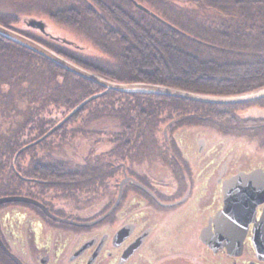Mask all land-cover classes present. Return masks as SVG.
Returning <instances> with one entry per match:
<instances>
[{"label":"trees","instance_id":"1","mask_svg":"<svg viewBox=\"0 0 264 264\" xmlns=\"http://www.w3.org/2000/svg\"><path fill=\"white\" fill-rule=\"evenodd\" d=\"M40 1L45 13L74 25L106 57L90 56L81 46H70V41L48 34L34 37L23 33L12 27V20L0 18V23L106 79L158 83L211 95H235L264 88V0H137L145 2L162 20L140 9L132 0ZM0 63L12 67L1 66V83L19 85L21 96L27 100L25 119L20 123L27 137L21 141L20 135L10 132L0 153V173L6 170L3 189L12 194L26 184L22 180L17 184V174L31 176L34 182L28 181L29 189L36 191H31L32 197L43 200L34 196L40 193L38 184L42 181L38 177L48 184V176H57L54 172L59 169L60 173L63 165L57 159L50 164L43 161L32 172L30 158L23 167L18 164L21 154H26L24 151L18 154L13 168L14 152L24 141L32 142L46 134L84 98L105 88L2 35ZM26 82L29 86L23 85ZM252 104L264 108V97L219 104L107 89L55 127L41 143L51 144L52 138H59L58 142L74 140L77 134L95 132L89 124L97 127L98 119L111 117L119 121L118 143L112 153L119 152L115 155L127 152L126 145L133 147L129 143L132 137H145L151 130L155 136V129L163 122L173 126L201 124L223 134L258 139L264 146V113H240ZM105 122L104 128L109 125V121ZM95 140L83 170L90 179L94 178L90 174L101 168L100 156L95 155Z\"/></svg>","mask_w":264,"mask_h":264},{"label":"flooded vegetation","instance_id":"2","mask_svg":"<svg viewBox=\"0 0 264 264\" xmlns=\"http://www.w3.org/2000/svg\"><path fill=\"white\" fill-rule=\"evenodd\" d=\"M164 128L161 169L118 163L109 200L91 212L62 215L31 196L66 220L17 208L11 222L0 218L1 241L22 264H264V166L224 151L210 127L177 137ZM0 264H18L1 245Z\"/></svg>","mask_w":264,"mask_h":264},{"label":"rangeland","instance_id":"3","mask_svg":"<svg viewBox=\"0 0 264 264\" xmlns=\"http://www.w3.org/2000/svg\"><path fill=\"white\" fill-rule=\"evenodd\" d=\"M139 3L145 6V2ZM42 4L43 3L40 0H0V18L12 20V27L20 30L23 33L32 35L34 37H42L44 34H48L56 38L70 41L72 43V45L69 44L70 46H81L83 48V52L90 56L103 55L104 57H106V54H104L99 49L97 44H95V42L88 38L74 25H67L64 22L59 21L57 18H54L45 13L43 11ZM146 5H148V3ZM29 18L43 20L46 26L45 32L40 31L38 28L28 26L26 24V21ZM1 66L2 68H12L10 66L7 67L5 64L0 65L1 74H4V70H1ZM23 85L29 86L28 82ZM19 88L20 87L17 84L9 86L7 84L1 83L0 81V153L4 151L6 135H10V132L20 135L21 141L24 140L25 137H27L24 135L25 132L23 133L20 126V123L25 119L24 111L26 110L27 100H24L25 97L21 96L20 93L22 91L19 90ZM74 113H72L68 118H70ZM240 113L243 115L263 114L264 108L261 105L252 104L249 106H245L244 109L240 111ZM105 120L109 121V125L105 126L104 128L103 125L106 124ZM97 121V127L96 124H89L91 128L94 127L93 130H95V132L86 134L88 132L87 131L86 133H84V135L77 134L74 140H65V142L61 140L58 142L57 140L59 138H52L51 142L53 143L42 144L41 141L44 140V138L46 137L45 136L43 138H37L32 142H30L29 140L24 141L23 144H21L19 148L14 152L11 158V165L13 168L15 166V161L18 157V154L24 151H26L24 152L26 154H21V158L18 157V164L22 167L25 166V162L26 164L28 163V159L31 154H33V157H35V155H38V164H41V162L43 161L45 162V160L47 159H50V161L52 162L57 159L56 161H58L59 164L63 165V167L60 169V173L59 169L56 170L57 172H54L58 174L57 176H48V184H45L43 182L46 181V179L38 177L40 182L42 181L38 184L40 193L38 192L34 195L41 197L44 201L48 200V202L45 203H48L52 208L59 210L62 215L68 213H81L83 211L82 208H84V211L91 212L93 209L97 210V207L100 208L102 205H98L101 202L109 200V196L111 193L109 194L107 199L103 197L109 193V190H113L112 184L117 178L114 172L115 167L119 165L118 163H132L130 166H134L135 168L144 167L146 169H149L150 171L161 169V165L159 162L160 159H158L159 161L157 162L154 160V158H159V156H161L160 149L163 146V144H161L162 142L164 144H168L169 142H171V140H163V136L165 137V134H167L164 133V129H166L164 127L167 126L169 130L168 137L169 135H174L177 137L178 134L183 136L184 130L189 128H198L203 130L204 132L209 129V127L207 126H173L170 125L172 124L171 122H163L157 127V129H155V136L154 134H152L153 130H151L145 135V137L137 136L136 139L132 137L129 140V143L133 144V147H128V145H126L124 147L129 148L127 152L115 155L119 152L116 151L114 154L112 153L113 148L118 143L119 135L117 131L119 128V121L117 120V118L111 117H108L104 120L98 119ZM171 131H174L172 133L173 135L170 133ZM210 131L212 132V141L220 146L224 151L228 150V152H231L233 149H235L236 152H245L248 154L247 164L249 162H252L257 165L262 164V166H264V146L262 144V141L259 142L258 139L252 137L223 134L219 131H215L213 128L209 129V132ZM150 134H152V136ZM47 140H49V138ZM94 140L96 145L95 155H97V157L100 156L99 163L101 165V168H99V172L96 171L90 174L94 175V178L90 179L87 176L84 177L83 170L86 159H88L89 155L91 154L90 150L93 149ZM102 153L103 158H101ZM43 155H45L47 158H43ZM1 156L2 155H0V157ZM95 158L96 157L94 156V159ZM130 159L132 160L131 163L128 162ZM32 164L35 166V163L31 160L30 167L33 169L32 172H35V167ZM79 170L80 175H78ZM5 171L6 170H4L3 172ZM53 171L54 169H52V172ZM3 172L2 174L0 173V196H32L31 191L33 190L29 189V182L33 181L32 179H30L32 177L30 176L29 178L27 175L21 174H17V184H19L21 180L26 182V184H21L22 186L15 189L14 193L6 194V191L3 189L2 185L4 184L5 179V175L3 174ZM33 177L35 178V176ZM96 177H101V183L99 184L100 186L96 184ZM55 184H63L64 189L56 186ZM33 192L36 191L34 190ZM51 193L56 194V197H49ZM17 208L28 210L33 215L35 214L37 218L45 220V215L40 210H38L35 205L25 201H9L0 204V218H2L5 214L8 215L5 224L11 222L12 219L14 220L17 218Z\"/></svg>","mask_w":264,"mask_h":264},{"label":"water","instance_id":"4","mask_svg":"<svg viewBox=\"0 0 264 264\" xmlns=\"http://www.w3.org/2000/svg\"><path fill=\"white\" fill-rule=\"evenodd\" d=\"M133 3L139 7L140 9L144 10L145 12L155 16L156 18L162 20L158 15H156L154 12H152L149 8L144 6L143 4L139 3L137 0H132ZM26 24L30 27L38 28L40 31L45 32V22L41 19H35V18H29L26 21ZM0 35L9 38L11 40H14L29 49L41 54L42 56L48 58L49 60L55 62L59 66L85 78L90 81H93L97 83L98 85L102 86L107 89H113L117 91H141V92H149V93H155L159 95H168V96H174V97H180L205 103H219V104H236V103H243V102H251L258 100L260 98L264 97V88L259 90L250 91L247 93H241V94H235V95H211V94H205V93H199V92H193L173 86L158 84V83H151V82H143V81H132V82H116L109 79H106L97 73L86 69L75 62L71 61L70 59L66 58L65 56L61 55L60 53H57L56 51L52 50L51 48L47 47L43 43L13 29L10 27H7L0 23ZM96 92L94 94H91L84 98L82 101H80L76 106H74L63 118L62 120L53 126L46 134H44L42 137H45L48 133H50L55 127H57L59 124H61L64 120H66L72 113L77 111L79 108H81L86 102L89 100L95 98L96 96L101 95L104 93V91ZM164 133H166V129H164ZM166 135V134H165ZM125 181L123 179L120 183ZM120 196V192H119ZM9 201H25L30 202L32 204H35L39 207H41L49 216L55 217L47 206L42 204L40 201L24 195H4L0 196V204L4 202ZM65 221V218H57ZM98 220V219H97ZM96 220V221H97ZM0 245L4 249V251L12 257L18 264H22V262L15 256L12 252L9 251V249L4 245V243L0 239Z\"/></svg>","mask_w":264,"mask_h":264}]
</instances>
